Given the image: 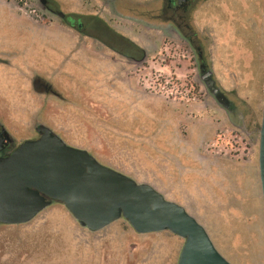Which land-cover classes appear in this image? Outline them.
<instances>
[{
    "label": "rangeland",
    "instance_id": "1",
    "mask_svg": "<svg viewBox=\"0 0 264 264\" xmlns=\"http://www.w3.org/2000/svg\"><path fill=\"white\" fill-rule=\"evenodd\" d=\"M73 1L67 10L78 0ZM241 1L248 12L236 11L234 0H217L218 15L202 21L207 31L218 28L212 37L211 69L219 88L236 102L232 121L198 84L187 54L178 52L179 45L154 34L148 62L133 79L136 86L128 82L121 91L76 90V127L67 129L75 130L77 138L65 139L74 147L86 146L100 163L137 183L164 188L165 198L172 192L181 197L178 203L191 216L208 231H218L212 239L231 264H264L258 171L264 5L259 14L262 0ZM251 13L260 18L255 22ZM73 36L38 0H0V54L26 53V67L46 72L48 65L58 66L53 55L70 51ZM79 72L80 83L87 84V74ZM5 91L0 85V95ZM37 109L38 105H30L28 110L32 114ZM5 116L0 106V118ZM19 122L14 124L16 140L31 139L29 128ZM177 147L185 159L175 182L182 176L183 185L154 186L155 164L172 170L169 164L177 163ZM154 148L165 156L155 154ZM204 156L213 167L206 165ZM182 244L169 233L136 236L123 220L90 234L64 207L54 205L27 225L0 227V264H177Z\"/></svg>",
    "mask_w": 264,
    "mask_h": 264
},
{
    "label": "flooded vegetation",
    "instance_id": "2",
    "mask_svg": "<svg viewBox=\"0 0 264 264\" xmlns=\"http://www.w3.org/2000/svg\"><path fill=\"white\" fill-rule=\"evenodd\" d=\"M216 1L78 0L71 10H67L65 7L74 3L73 0H38L39 6L47 14L59 20L61 26L74 35L75 40H73L70 51L59 50L56 55H53L56 57L55 62L58 63V66L48 65L49 71L46 72L26 67L28 64L26 53H21L23 65L20 69L23 70V73L16 76L18 86L16 87L15 84V86L9 87L5 89L3 95H0V106L6 112L5 121L0 118V137L4 140V150L0 154V158L9 156L24 141L36 139L35 131L39 126L49 129L66 145L74 147L68 144L65 138H77L75 130L67 129L69 126L76 127L73 125L75 122L73 112L77 109L76 90L78 88L103 89L109 92L110 90L125 89L126 84L128 82L131 84L133 79H136L135 76H138L141 69L144 68V64H147L146 53L154 47V34L179 45L178 52L187 54L188 63L196 74L198 84L211 97L215 105L220 110H224L229 121H232L236 102L219 88L211 69L212 37L218 33V28H214V31H207V27L202 23L205 17L214 18L218 15ZM0 64L6 65V62L0 60ZM79 71L87 74L89 79L87 84L80 83ZM67 72L70 75L65 74ZM133 83L135 86L138 84L136 80ZM30 105H38L37 111L31 114L28 110ZM25 106L27 108L29 106V108L25 109ZM57 108L58 117L57 114H54ZM19 119L31 131V139L29 137L23 141L16 140L13 131L14 124H18ZM164 135H168V133ZM159 143L160 147H165L162 141ZM74 148L90 153L86 146ZM154 153L165 156L164 151L159 149L154 148ZM93 157L95 158V156ZM172 165L169 164V166ZM161 168L162 171L159 174L162 177L160 180L164 183L167 172L164 167ZM154 190L158 192L156 189ZM164 199L178 204L190 215L181 203L170 201L165 197ZM198 224L200 223L198 222ZM202 227L218 253L228 262L212 239L214 233L217 234L218 231L213 228V232H211L205 226ZM129 228L136 236H145L138 235L130 226ZM80 229L90 234L102 231L90 232Z\"/></svg>",
    "mask_w": 264,
    "mask_h": 264
},
{
    "label": "water",
    "instance_id": "3",
    "mask_svg": "<svg viewBox=\"0 0 264 264\" xmlns=\"http://www.w3.org/2000/svg\"><path fill=\"white\" fill-rule=\"evenodd\" d=\"M212 85V83H211ZM0 158V227L29 224L46 209L64 207L78 226L98 232L123 220L138 235L169 232L184 241L177 264H230L184 208L147 184L66 145L49 129ZM4 140L0 137V154ZM258 171L264 225V103L259 130Z\"/></svg>",
    "mask_w": 264,
    "mask_h": 264
},
{
    "label": "crops",
    "instance_id": "4",
    "mask_svg": "<svg viewBox=\"0 0 264 264\" xmlns=\"http://www.w3.org/2000/svg\"><path fill=\"white\" fill-rule=\"evenodd\" d=\"M234 1H235L236 11H239V9L241 11H245V12L249 11V8L246 7L247 4L245 2H243L241 0H238V1L234 0ZM260 4L262 6V9H261V12H259V14L262 13L264 0H262L260 2ZM242 6H243V8H242ZM252 14L253 13H251V17H252ZM259 18H260V15H259ZM259 18L255 17V19L254 18L253 19L256 22ZM0 60L6 62V65L0 64V85H2L4 87V89H8L9 87H13V86H15V84L17 87L18 83H16V76H19L20 74L23 73V70L20 69V67H22V65H23L22 64V60H23L22 54L21 53H19L17 55L15 53L0 54ZM179 146L181 147V145H179ZM182 151H183V149L179 150L178 147L175 149V155H176L175 161L177 159V163H174L173 164L174 166L173 165L171 166V167H173V169H175V171H173V169H172V170L167 172V174L165 175L166 182L164 181V183H163L162 180H160V177H162L159 174V172L162 171L161 166L160 165L154 166V186H156V185H161V186L168 185V186H172V189H175L173 185H176V184H179L180 186L183 185V183H182L183 177L182 176L180 178L179 183L175 182L176 171L180 173L184 170V169H182L183 163L180 162L182 159H185V158H183V156H181ZM197 155H199V152L197 153ZM206 160H208V159L204 156V161H205L206 165L213 167V163L212 162L208 163V162H206ZM178 161H179V163H178ZM109 168H111V167H109ZM145 183L150 184V185L153 184L152 182H145ZM157 191L159 193L165 192L164 188L157 189ZM167 191H170V190H167ZM169 195L171 196L170 198H168V200H170V201H174V202L182 201V198L173 192L169 193Z\"/></svg>",
    "mask_w": 264,
    "mask_h": 264
}]
</instances>
